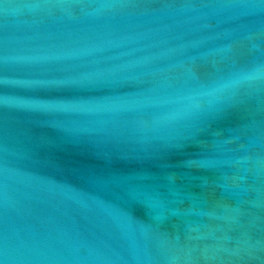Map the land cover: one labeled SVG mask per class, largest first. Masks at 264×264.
<instances>
[{"label": "water", "instance_id": "water-1", "mask_svg": "<svg viewBox=\"0 0 264 264\" xmlns=\"http://www.w3.org/2000/svg\"><path fill=\"white\" fill-rule=\"evenodd\" d=\"M0 264H264V0H0Z\"/></svg>", "mask_w": 264, "mask_h": 264}]
</instances>
